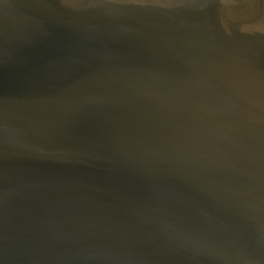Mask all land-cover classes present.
<instances>
[{
  "label": "water",
  "instance_id": "1",
  "mask_svg": "<svg viewBox=\"0 0 264 264\" xmlns=\"http://www.w3.org/2000/svg\"><path fill=\"white\" fill-rule=\"evenodd\" d=\"M0 264H264V0H0Z\"/></svg>",
  "mask_w": 264,
  "mask_h": 264
}]
</instances>
